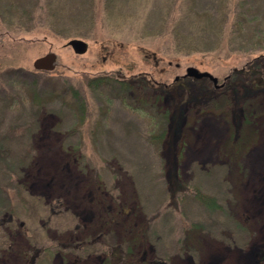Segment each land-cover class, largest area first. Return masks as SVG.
Returning a JSON list of instances; mask_svg holds the SVG:
<instances>
[{
  "label": "rangeland",
  "instance_id": "obj_1",
  "mask_svg": "<svg viewBox=\"0 0 264 264\" xmlns=\"http://www.w3.org/2000/svg\"><path fill=\"white\" fill-rule=\"evenodd\" d=\"M51 53V69L33 66ZM254 57L264 0H0V264H107L108 249L126 264H264V92L238 110L232 151L230 115L185 107L172 156L152 138L172 97L111 81L194 66L221 82Z\"/></svg>",
  "mask_w": 264,
  "mask_h": 264
},
{
  "label": "trees",
  "instance_id": "obj_2",
  "mask_svg": "<svg viewBox=\"0 0 264 264\" xmlns=\"http://www.w3.org/2000/svg\"><path fill=\"white\" fill-rule=\"evenodd\" d=\"M109 80L111 79L107 76H94L86 79L85 85L96 89L109 82ZM111 81L116 83L119 89H133L142 100L148 98L156 99L159 95L161 96V94L164 95L165 93L172 97L175 111L169 127L152 134V138L160 140L167 137L172 156V140L178 133L177 124L180 118L183 117L184 108L187 106L193 110H210L230 115L231 117H227L233 120V126L230 128V137L226 145L232 151L240 147L244 126L248 119L246 116L240 123L238 110L243 107L253 106L255 100L264 92V58L254 57L239 67L231 68L230 72L219 82L221 85L218 84V86H214L207 77L194 78L183 75H179L178 78L173 77L167 82H161L157 81L154 74L150 71L138 72L125 78H114ZM73 92L76 93V91ZM76 100L80 103V110L83 114L85 100L80 96H77ZM171 168L172 166L170 167L168 183L171 193L175 195L178 190L184 189L185 186L178 182ZM194 195L206 207H221L214 196L204 193L199 188H195ZM115 252L114 249H108L106 263L126 264L127 261L124 257L126 253L120 250V255H118ZM143 261V258L136 260L137 264H143Z\"/></svg>",
  "mask_w": 264,
  "mask_h": 264
},
{
  "label": "water",
  "instance_id": "obj_3",
  "mask_svg": "<svg viewBox=\"0 0 264 264\" xmlns=\"http://www.w3.org/2000/svg\"><path fill=\"white\" fill-rule=\"evenodd\" d=\"M68 44L77 53L83 52L86 49V42L80 38H72L68 40ZM53 56V53H51L38 57L34 60L33 66L35 68L51 69L53 67ZM183 75L192 76L194 78L207 77L213 82L214 86H217V77L215 75L206 70H199L194 66H187Z\"/></svg>",
  "mask_w": 264,
  "mask_h": 264
},
{
  "label": "flooded vegetation",
  "instance_id": "obj_4",
  "mask_svg": "<svg viewBox=\"0 0 264 264\" xmlns=\"http://www.w3.org/2000/svg\"><path fill=\"white\" fill-rule=\"evenodd\" d=\"M175 78H178V76H176Z\"/></svg>",
  "mask_w": 264,
  "mask_h": 264
}]
</instances>
